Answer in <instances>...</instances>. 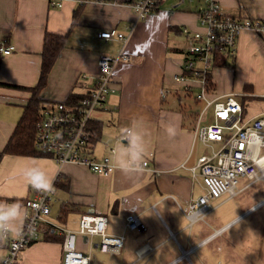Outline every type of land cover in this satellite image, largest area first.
<instances>
[{
  "label": "crops",
  "instance_id": "0c3cea01",
  "mask_svg": "<svg viewBox=\"0 0 264 264\" xmlns=\"http://www.w3.org/2000/svg\"><path fill=\"white\" fill-rule=\"evenodd\" d=\"M49 1L0 0V46H13L7 55L0 52V152L30 97L29 91L17 87L31 88L38 82L46 32L67 36L40 93L48 106L71 94L83 96L91 78L81 75L92 77L100 55L120 51V42L100 40L99 32L115 29L127 34L133 26L125 50L129 59L114 68L115 92L92 114L89 125L99 124V131L90 146L95 158L108 156L115 164V154L126 143L118 133L135 123L144 136L147 166L140 173L115 168L109 176H98L84 166L60 167L45 157L2 155L0 201L25 200L39 192L26 186L22 176L25 167L38 166L52 178L50 219L75 231L81 215L104 216L106 233L124 238L119 251L102 252L99 236L77 235V248L89 255L90 264H264V195L251 205L237 204L227 214L214 215L237 196L215 200L216 209L202 221L190 222L184 214L202 194L192 169L208 151L196 139L194 128L199 121L209 123L211 113L206 121L204 114L199 120L203 107L187 114L183 100L201 104L193 100L196 89L186 95L173 76L181 73L188 44L182 30L197 29V13L208 0L187 5H178L183 0L162 1L137 23L133 10L123 5L90 2L79 7L73 0H57L62 6L51 8ZM212 2L226 14L264 22V0ZM214 58L211 97L240 94L264 103V31L242 30L234 58L220 54ZM244 85L251 90L244 91ZM246 113L250 116L247 108ZM168 128L175 130L174 136H169ZM197 144L205 151L196 156ZM53 199L58 200L56 205ZM61 206L69 209L65 215H60ZM129 214L139 216L142 230H127ZM248 217L251 229L242 231ZM44 231L42 227L40 240L23 250L21 264H62V238L51 232L54 239L47 240ZM4 253L0 248V258Z\"/></svg>",
  "mask_w": 264,
  "mask_h": 264
},
{
  "label": "built area",
  "instance_id": "2783aa9c",
  "mask_svg": "<svg viewBox=\"0 0 264 264\" xmlns=\"http://www.w3.org/2000/svg\"><path fill=\"white\" fill-rule=\"evenodd\" d=\"M77 6L87 3L117 4L133 10L135 23L143 21L153 12L160 2L166 0H73ZM51 8H60L61 1L50 0ZM198 25L194 31L183 29L188 37L186 53L183 55L181 73L173 76L184 93H191L203 104L201 116L211 110V121L194 128L195 137L207 147V153L199 156L192 169L193 177L200 182L202 194L184 212L190 221L204 220L217 206L215 200L230 199L244 188L257 181H264V112L247 116L243 107L242 95L230 94L222 98L211 97L207 91L206 77L213 69L214 56L217 54L234 58L239 33L244 30L264 31V22L241 18L222 12L212 0L197 13ZM133 26L127 34L115 29L97 34L104 41H118L122 47L115 56L100 55L97 59V72L92 77L81 75L82 79L91 78L88 91L73 104L60 101L55 105H45L43 119L36 127L34 148L58 166L80 165L98 176H109L115 166L108 156L95 158L91 153V140L96 132L91 130L93 112L103 109L108 96L115 92L114 68L127 62L126 45ZM13 46H0L3 55L9 54ZM201 118V119H200ZM147 162H143V168ZM197 172V173H196ZM246 178L248 184L240 189V180ZM51 189L39 191L27 198L23 206L28 212L25 234L21 239H10L4 247L5 253L0 264H21L20 256L30 244L40 240L41 228L45 227L62 238V264H90V257L78 250L77 235L99 236V250L117 252L124 244L122 236L106 233V218L83 214L79 217L75 231L67 230L50 219ZM129 231L142 230V221L137 214L125 218ZM224 228V227H222Z\"/></svg>",
  "mask_w": 264,
  "mask_h": 264
},
{
  "label": "trees",
  "instance_id": "16d2710c",
  "mask_svg": "<svg viewBox=\"0 0 264 264\" xmlns=\"http://www.w3.org/2000/svg\"><path fill=\"white\" fill-rule=\"evenodd\" d=\"M81 7V6H79ZM75 19V17H74ZM67 41L66 35H60L55 33L46 32L43 36V43H42V50L40 53L41 56V65H40V73L38 82L34 87L31 88H21L23 90L30 92V97L27 102L23 105V112L15 125L14 131L12 132L10 138L8 139L7 143L5 144L4 148L0 152V157L2 155H16V156H23V157H45L40 154L35 148V134H36V127L38 123L41 122L43 119V111L45 108V101L40 97L41 91L45 88L47 77L59 55V53L64 49ZM207 81V91L212 92L214 90V85L211 81V73H209L206 77ZM16 87V86H12ZM250 85H244V91H250ZM186 94V93H185ZM191 96L190 94H186ZM82 98V95H74L71 94L67 100V104L76 103L78 100ZM249 98H242L243 107L246 111L245 102ZM195 102V98H193ZM198 103V102H197ZM90 125L91 130L96 132V136L98 135L99 131V124ZM46 158V157H45ZM12 201H19L24 204L25 200H11ZM69 209L65 208V206H61L60 215H65ZM61 219V216L58 219ZM45 235L47 236V240L54 239L51 235H53L50 229L45 228L44 231ZM31 245V244H30ZM29 245V246H30Z\"/></svg>",
  "mask_w": 264,
  "mask_h": 264
},
{
  "label": "clouds",
  "instance_id": "9594fccd",
  "mask_svg": "<svg viewBox=\"0 0 264 264\" xmlns=\"http://www.w3.org/2000/svg\"><path fill=\"white\" fill-rule=\"evenodd\" d=\"M169 136L175 135L173 128H168ZM119 138L121 143L115 154V168L123 173H140L143 171L145 156L144 136L137 125L121 129ZM26 186L37 191H47L52 187V178L38 166H28L22 171ZM28 212L19 201H0V248H4L10 239L18 240L23 237L26 229Z\"/></svg>",
  "mask_w": 264,
  "mask_h": 264
},
{
  "label": "rangeland",
  "instance_id": "374dc122",
  "mask_svg": "<svg viewBox=\"0 0 264 264\" xmlns=\"http://www.w3.org/2000/svg\"><path fill=\"white\" fill-rule=\"evenodd\" d=\"M197 2V0H183L181 3H179L178 5H187V4H195ZM228 60H230V58H227ZM182 103H185V112L189 115H191V113L193 111L199 112V110L203 107V104L201 103L200 105H195V103L192 100H183ZM245 106L249 111V115L250 116H254L256 113L260 112L261 110L264 109V103L261 101H257V100H248V103L245 102ZM211 111H207L204 114V119L203 121H206L207 118H209ZM199 144L196 145L195 148V154L200 155L201 152L205 151L204 149H202L201 146H198ZM248 182V180L246 178L241 179L240 183H239V188L242 187L243 185H245ZM248 188V187H247ZM240 194V193H239ZM264 195V181H257L251 185H249V188L246 189L245 191H243L240 195H237V197L231 201H229L227 204H225L224 206L220 207L218 210L215 211L214 215L219 214L220 212H224L225 214H227L228 212H230L232 210V208L234 206H236L237 204H240L242 202H246L248 205H251V203H255L256 201H258L259 199H261V196ZM247 200V201H245ZM251 202V203H250ZM56 203H58V200L53 199V204L56 205ZM258 214V213H256ZM251 217H248L246 222L243 224V230L242 231H250L251 229V221H250ZM242 229V227H241Z\"/></svg>",
  "mask_w": 264,
  "mask_h": 264
}]
</instances>
